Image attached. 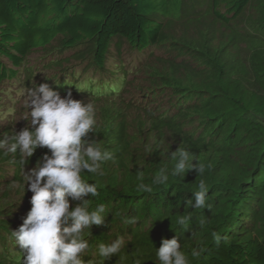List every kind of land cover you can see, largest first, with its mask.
<instances>
[{
	"label": "trees",
	"instance_id": "trees-1",
	"mask_svg": "<svg viewBox=\"0 0 264 264\" xmlns=\"http://www.w3.org/2000/svg\"><path fill=\"white\" fill-rule=\"evenodd\" d=\"M41 83L94 105L83 139L114 157L103 177L83 173L99 192L84 199L105 205L85 261L119 238L122 252L103 264H158L161 239L175 237L189 264H264V0H0V89ZM30 110L0 117V139L29 127ZM178 148L203 173L154 184ZM15 159L0 150V264H19L10 232L31 207ZM202 179L206 207L194 208Z\"/></svg>",
	"mask_w": 264,
	"mask_h": 264
},
{
	"label": "clouds",
	"instance_id": "clouds-1",
	"mask_svg": "<svg viewBox=\"0 0 264 264\" xmlns=\"http://www.w3.org/2000/svg\"><path fill=\"white\" fill-rule=\"evenodd\" d=\"M126 58L134 66L136 56L126 54ZM47 72L44 69L39 76ZM19 107L31 109L24 117L29 127L0 139V150L4 155L13 154L10 163L17 162L15 156L19 154L22 181L14 183V186L24 193L27 185V190L32 193L31 207L23 223L10 232L14 245L22 250L19 264H94L84 259L90 247L85 236L90 234V226L104 223L101 214L105 211V205L99 203L93 209L91 202L84 199L89 195L96 198L99 192L98 183H90L84 179L83 173L86 170L89 174L103 177L105 171L102 165L114 159L113 153L98 142L89 143L83 139L89 132H95L97 120L94 105L73 99L70 90L62 98L48 83L31 88L3 86L0 89V117L6 118ZM44 147L50 154L44 153L35 166L25 172L27 158L37 148ZM150 150L149 145L146 151ZM171 154L176 160L174 167L170 171L161 168L159 175L153 178L154 184L166 185L169 176L183 179L186 171L191 169H196L199 175L203 173L204 166L196 160L195 155L183 148ZM194 160L195 164L192 163ZM143 175V172L137 173L140 179ZM140 188L151 191L144 184ZM198 189L194 193V208H205V193L209 189L203 179ZM69 198L80 203L70 209ZM69 220L70 226L62 227ZM177 223L185 225L186 219L181 217ZM121 252L122 240L119 238L111 244H98V264ZM156 260L158 264H189L186 253L181 250V243L175 237L161 239ZM134 264H142V261L136 259Z\"/></svg>",
	"mask_w": 264,
	"mask_h": 264
},
{
	"label": "rangeland",
	"instance_id": "rangeland-1",
	"mask_svg": "<svg viewBox=\"0 0 264 264\" xmlns=\"http://www.w3.org/2000/svg\"><path fill=\"white\" fill-rule=\"evenodd\" d=\"M12 96V95H11ZM13 114V113H12Z\"/></svg>",
	"mask_w": 264,
	"mask_h": 264
}]
</instances>
